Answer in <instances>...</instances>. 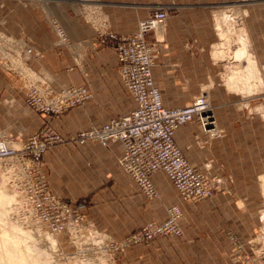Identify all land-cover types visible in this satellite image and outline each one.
Instances as JSON below:
<instances>
[{
	"label": "crops",
	"instance_id": "1",
	"mask_svg": "<svg viewBox=\"0 0 264 264\" xmlns=\"http://www.w3.org/2000/svg\"><path fill=\"white\" fill-rule=\"evenodd\" d=\"M102 1L107 18H101L95 25L83 18H58L70 43L62 47L56 46V36L45 18L19 5L0 3V17L8 6L14 7L15 12L0 18V32L15 40H26L35 52H42V59L34 62L35 68L46 71L55 86L87 85L92 93L84 106L70 108L63 115L33 113L37 124L48 119L56 132L67 136L90 126H102L136 107L123 86L112 47L95 43V38L100 28L115 34L134 33L154 3L171 6L162 30L146 35L148 41L158 40L151 74L160 89L163 105L186 106L200 94L201 88L209 90L211 103L232 102L231 92L219 81V64L211 56L217 39L209 10L213 0ZM253 13L252 18H245V26L254 46L255 61L261 67L264 4H258ZM28 112L20 83L0 68V129L9 139L22 144L27 140L21 136ZM213 118L216 124L212 131H221L219 137L207 132L196 120L181 126L174 134L175 144L190 165L214 178L218 187L229 188L228 192H216L211 200H181L162 171L151 175L159 198L147 200L118 164L123 155L120 142L106 147L98 142L81 146L67 143L45 152L41 160L51 190L66 200L88 197L91 206L84 212L89 220L114 237L149 221H163L165 208L178 205L182 211L183 237L160 239L151 248H143V255L138 254L141 250H135L137 255L132 258L135 263L211 264L221 257L222 264H231L225 258L228 243L223 231L255 228L248 221L246 198L253 192L252 184L264 173V122L257 116L247 118L227 108L215 110Z\"/></svg>",
	"mask_w": 264,
	"mask_h": 264
},
{
	"label": "rangeland",
	"instance_id": "2",
	"mask_svg": "<svg viewBox=\"0 0 264 264\" xmlns=\"http://www.w3.org/2000/svg\"><path fill=\"white\" fill-rule=\"evenodd\" d=\"M1 2H10L12 4L19 5L29 13L36 14L39 18H45V20L48 21L50 30L54 34L55 32L52 24L55 22L64 30L58 21V18H83L93 25H95L97 22L99 23L101 18H107L103 13L102 0H0V3ZM212 2L214 4L209 6V10L212 12L211 26L216 34L217 39L211 48V56L213 59V53L215 52V49L222 46L223 43L224 45L222 47H224L226 44V50H229V52L227 51L228 56L232 58L230 60L225 59L223 61H216L215 59L213 60L215 63L219 64V81L224 84L226 90L231 92L232 102L227 104L211 103L209 101V90L207 88H201L199 95H203L206 98L207 106L209 107V111L211 112L212 116H214L215 110L227 108L240 112L244 117L247 118L257 116L264 122V64L261 67L257 66L255 56L253 54L254 46L250 40V36L245 26V18H252L255 7L260 3L264 4V0H213ZM158 5L162 4H152V10ZM170 8L171 6H167L168 14ZM152 10L149 12L147 18L150 16ZM14 14V7L12 8L8 6L4 9L0 18H7L8 16ZM144 20H141L139 24ZM215 22L216 24L220 23V26H222L223 33L225 34L224 37L220 38L217 28L219 26L216 25ZM230 22L233 23L232 26ZM240 23L242 24L239 25ZM164 25L165 22L158 30H149L144 36L148 43H152L154 45L155 51L153 57L157 52L156 42H158V40L155 39L154 41H148L146 39V35L149 32L156 34L159 33ZM236 25H239V27L243 26V32L240 33L239 31H233L232 27L233 29L237 28ZM228 26L231 28L228 29ZM262 26H264V21ZM138 28L135 32L138 31ZM101 30L106 33H113L106 29ZM256 31L259 32V29ZM261 31L264 38V27L263 29L261 28ZM242 38L245 39V41H242L246 44L245 48L240 43V39ZM23 41L25 44H27L26 40ZM58 41L59 40L56 36V46H64L62 44H58ZM109 45L112 47L111 44ZM36 54V57L28 59V63L34 70L36 74V80H38L40 86L51 87L55 94L67 86H84L88 89L90 96L92 97L91 90L87 85L62 84L60 86H55L54 80L47 74L46 71L34 67V62L39 61L43 57L41 51L36 52ZM244 65H246V67H243ZM6 72L10 73L18 80L24 90L25 98V95L27 94L25 83H22L17 73L10 71ZM128 95L130 94L128 93ZM84 105L85 104L81 106ZM69 110L70 109L60 114H51L45 116L63 115ZM29 111L30 113H25V132L21 137L27 138L28 140L29 138L38 135L41 140L49 138L51 139V145L41 154L39 159V162L41 163L42 174L48 182V186L52 195H54L56 199L69 205L74 213L72 214L73 217H68L67 220L69 224L66 226V228L55 231L54 229L48 227L44 221L39 220L38 217H35L30 213L29 205L23 194L24 192L22 190V186L16 179L20 164L12 158L2 161L0 160V264H141L135 263V260L132 259L137 255L135 250H141L138 252V254L143 255V248H151L153 243L160 239H179L183 237V230L180 226L182 211L176 204L169 205L165 208V219L163 221H149L135 227L132 231L121 237H114L107 231L97 229L91 220H89L88 214L84 212L86 208L91 206V204H89L88 197L77 200H66L53 193L49 180L46 176L45 166L41 160V157L48 150L65 145L67 143L73 144L75 146L83 145L74 143L72 141H67L68 138L80 131L67 136H61L51 127L48 119L44 120L41 124H37L36 118L33 115L35 112L31 110ZM213 121L214 123L212 126L214 128L216 124L214 118ZM205 130L208 132L207 129ZM0 132L5 134V132L1 129ZM212 132L214 137L221 136V131ZM54 138H56L55 141L53 140ZM9 140L12 141L11 144L15 149L21 148V146L27 141L26 140L22 144L18 143L16 140ZM196 169L205 175L208 180V184L211 186L213 191L212 195L208 198L189 202L211 200L215 196L216 192H228V187L224 189L223 187H218L219 183L215 182L214 178L209 177L199 168ZM122 170L124 171L123 168ZM124 173L126 174L125 171ZM126 175L131 178L128 174ZM252 187L253 192L246 198V203L248 206V221L255 224L254 230L235 231L226 229L223 231V235L228 243V247H226L227 251L225 253V258L230 260L231 264H264V173L262 176H260L258 182L252 184ZM155 190L156 195L152 198H148L139 190L138 191L147 200H153L159 198L158 190L156 188ZM177 194L179 198L183 200L178 192ZM171 207L178 208L180 213V216L177 220V224L180 229L179 236L163 235L156 236L149 241L143 239L134 240V238L141 231V228L144 226L150 223L164 222L167 219V210ZM74 216H78L79 220L75 221ZM222 249H224V247ZM222 263V258L217 257L216 260L211 264ZM153 264H157V262Z\"/></svg>",
	"mask_w": 264,
	"mask_h": 264
},
{
	"label": "built area",
	"instance_id": "3",
	"mask_svg": "<svg viewBox=\"0 0 264 264\" xmlns=\"http://www.w3.org/2000/svg\"><path fill=\"white\" fill-rule=\"evenodd\" d=\"M167 14V6L154 7L150 16L139 24L138 31L131 35H116L101 29L97 31L95 43L112 45L123 85L136 107L127 114L111 118L102 126L80 131L67 141L78 144L98 142L103 147L120 142L123 155L118 160L119 164L141 193L148 198L156 195L151 175L162 171L183 200L198 201L210 197L213 189L205 175L184 158L174 142V133L193 120L212 131L214 121L203 95L179 108H167L162 103L160 89L151 74L154 45L148 43L144 36L149 30L159 29ZM52 25L58 44L68 46L64 30L56 22ZM36 56V52L23 40L17 41L0 32V68L17 73L25 83L27 94L24 102L29 110L43 115L60 114L90 99V93L84 86H67L56 94L51 87L40 86L28 63L29 58ZM11 142L0 132V160L12 158L20 164L16 179L22 186L30 213L55 231L66 228L69 224L67 219L73 217L74 212L69 205L52 195L39 162L41 154L51 145V139L41 140L36 135L19 149L11 147ZM179 216L178 208H169L164 222L144 226L134 240L149 241L163 235L179 236ZM74 219L79 220L78 216H74Z\"/></svg>",
	"mask_w": 264,
	"mask_h": 264
},
{
	"label": "bare ground",
	"instance_id": "4",
	"mask_svg": "<svg viewBox=\"0 0 264 264\" xmlns=\"http://www.w3.org/2000/svg\"><path fill=\"white\" fill-rule=\"evenodd\" d=\"M240 19V18H239ZM216 20H218V19H216ZM239 21H241V20H239ZM233 22V21H232ZM231 23V22H230ZM229 23V24H230ZM215 24H216V22H215ZM232 24L233 23H231V26H232ZM242 23H240L239 25H241ZM216 25H218L219 27H217L218 28V34L220 35V38H222V37H224V33H223V29H222V26H220V23L219 24H216ZM239 25H236L237 26V28H234L233 29V27H232V30L234 31H239L240 33L241 32H243V26L241 27H239ZM234 26V25H233ZM235 26V27H236ZM231 28V27H230ZM229 28V26H228V29H230ZM158 30V29H157ZM225 31V30H224ZM227 31V30H226ZM229 31V30H228ZM65 32V31H64ZM227 33V32H226ZM66 34V33H65ZM227 35V34H226ZM66 37H67V35H66ZM226 38V37H225ZM67 39H68V37H67ZM222 40V39H221ZM227 40V39H226ZM240 43H241V45L245 48L246 47V44H245V42H242V41H245V39H240ZM68 43H69V39H68ZM226 43V42H225ZM70 44V43H69ZM223 45H224V43H223ZM222 45V46H223ZM222 46H220V47H218L217 49H215V52L213 53L214 54V59L216 60V61H223V60H225V59H227V60H230L232 57H229L228 56V52H229V50H226V44H225V46L224 47H222ZM243 47H242V49H243ZM228 51V52H227ZM207 109L209 110V108L207 107ZM206 112V111H205ZM208 112V111H207ZM176 132V131H175ZM175 134V133H174ZM175 142V141H174ZM10 145H11V147H13L12 146V144L11 143H9ZM154 186V185H153ZM155 188V187H154Z\"/></svg>",
	"mask_w": 264,
	"mask_h": 264
}]
</instances>
